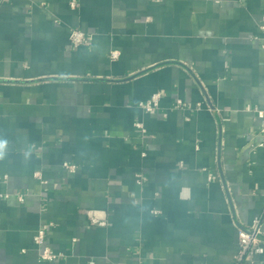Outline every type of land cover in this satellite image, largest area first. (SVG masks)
I'll list each match as a JSON object with an SVG mask.
<instances>
[{
    "label": "crops",
    "instance_id": "crops-1",
    "mask_svg": "<svg viewBox=\"0 0 264 264\" xmlns=\"http://www.w3.org/2000/svg\"><path fill=\"white\" fill-rule=\"evenodd\" d=\"M258 110L264 0H0V264H233L239 226L264 243Z\"/></svg>",
    "mask_w": 264,
    "mask_h": 264
},
{
    "label": "built area",
    "instance_id": "built-area-1",
    "mask_svg": "<svg viewBox=\"0 0 264 264\" xmlns=\"http://www.w3.org/2000/svg\"><path fill=\"white\" fill-rule=\"evenodd\" d=\"M71 5H74V2H71ZM69 43L70 46L75 48L81 45L89 44L92 40L91 33H87L80 28L71 27L69 32ZM111 58H116L118 56L117 51L110 52ZM159 92L151 93L146 99L139 101L138 106L148 112H153L158 109V100H159ZM180 101L177 102V105L180 106ZM257 115L264 119V110H258ZM136 126L143 130L141 123H136ZM264 130V125H263ZM62 166L68 172H74L77 168V164L71 161H63ZM35 176L40 180V182L45 183V180L42 179L39 171H36ZM6 175L0 176V178H5ZM137 183H141V175L136 176ZM19 201L23 199L22 195H17ZM89 220L93 224H104L105 220L96 216L93 213H89ZM51 225V223H43L38 231L37 236L35 238V242L42 246L40 252V258L43 260H52L58 256V253L53 252L50 248L44 245V237L46 234L47 227ZM261 232V219L255 218L248 227L239 226L237 230L238 236V251L234 258L233 264H253L256 262V255L262 254L264 252V243L259 238V233ZM86 264H94V261H88Z\"/></svg>",
    "mask_w": 264,
    "mask_h": 264
},
{
    "label": "clouds",
    "instance_id": "clouds-1",
    "mask_svg": "<svg viewBox=\"0 0 264 264\" xmlns=\"http://www.w3.org/2000/svg\"><path fill=\"white\" fill-rule=\"evenodd\" d=\"M7 146V141L6 140H0V159L3 158L4 155V149Z\"/></svg>",
    "mask_w": 264,
    "mask_h": 264
},
{
    "label": "rangeland",
    "instance_id": "rangeland-1",
    "mask_svg": "<svg viewBox=\"0 0 264 264\" xmlns=\"http://www.w3.org/2000/svg\"><path fill=\"white\" fill-rule=\"evenodd\" d=\"M246 264H250V263H246Z\"/></svg>",
    "mask_w": 264,
    "mask_h": 264
}]
</instances>
